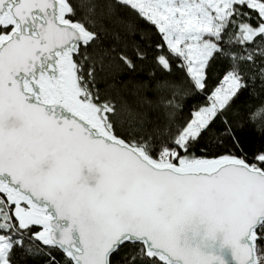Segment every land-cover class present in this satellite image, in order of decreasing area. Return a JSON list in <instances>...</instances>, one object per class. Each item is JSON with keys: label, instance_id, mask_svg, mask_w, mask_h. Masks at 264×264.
Wrapping results in <instances>:
<instances>
[{"label": "snow or ice", "instance_id": "6c2138e0", "mask_svg": "<svg viewBox=\"0 0 264 264\" xmlns=\"http://www.w3.org/2000/svg\"><path fill=\"white\" fill-rule=\"evenodd\" d=\"M0 264H264V0H0Z\"/></svg>", "mask_w": 264, "mask_h": 264}]
</instances>
